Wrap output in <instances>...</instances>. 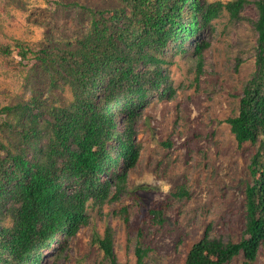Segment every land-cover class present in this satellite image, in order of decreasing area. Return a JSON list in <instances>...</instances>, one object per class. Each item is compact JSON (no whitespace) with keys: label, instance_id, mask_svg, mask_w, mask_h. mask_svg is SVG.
Instances as JSON below:
<instances>
[{"label":"trees","instance_id":"trees-1","mask_svg":"<svg viewBox=\"0 0 264 264\" xmlns=\"http://www.w3.org/2000/svg\"><path fill=\"white\" fill-rule=\"evenodd\" d=\"M245 1L119 0L115 8L84 7L89 29L68 45L0 43L1 57L14 60L16 52L17 65L33 57L51 85L71 93L67 103L34 95L0 107V264H42L48 244L52 254L67 249L88 222V201L106 200L135 166L140 149L132 123L152 92L164 95L170 88L163 85L168 59L189 54L194 39L200 54L208 42L199 33L224 11L240 19ZM255 4L256 68L237 115L227 119L240 146H256L243 237L224 241L206 231L184 264H225L240 254L249 264L264 245V0ZM100 243L115 264L111 238ZM137 254L141 261L140 249Z\"/></svg>","mask_w":264,"mask_h":264},{"label":"rangeland","instance_id":"rangeland-1","mask_svg":"<svg viewBox=\"0 0 264 264\" xmlns=\"http://www.w3.org/2000/svg\"><path fill=\"white\" fill-rule=\"evenodd\" d=\"M255 1H245L240 19L224 11L201 31L208 45L200 54L194 53V39L189 54L168 59L163 85L170 88L164 95L152 92L132 123L140 153L126 170V181L116 184L103 202L91 198L87 224L61 254H52L49 244L42 248V264H113L100 243L106 236L112 240L115 264H184L206 231L224 241L241 240L256 146H240L227 119L237 115L256 68ZM119 5V0H0V43L16 39L33 49L65 46L89 29L91 16L84 7ZM12 57L0 56V107L34 95L53 103L71 100L69 89L51 85L33 57L23 65L16 64V52ZM2 117L0 113V124ZM225 264L246 263L240 254ZM249 264H264V245Z\"/></svg>","mask_w":264,"mask_h":264}]
</instances>
